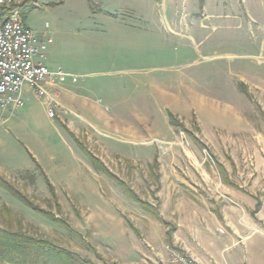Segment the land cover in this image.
<instances>
[{"label": "rangeland", "instance_id": "374dc122", "mask_svg": "<svg viewBox=\"0 0 264 264\" xmlns=\"http://www.w3.org/2000/svg\"><path fill=\"white\" fill-rule=\"evenodd\" d=\"M14 9L51 40L42 61L76 80L48 84L44 97L26 88L24 107L0 110V175L39 209L0 184L1 227L49 240L77 264H200L189 247L231 231L212 214L245 227L241 209L257 220L264 0H19Z\"/></svg>", "mask_w": 264, "mask_h": 264}, {"label": "built area", "instance_id": "2783aa9c", "mask_svg": "<svg viewBox=\"0 0 264 264\" xmlns=\"http://www.w3.org/2000/svg\"><path fill=\"white\" fill-rule=\"evenodd\" d=\"M19 0H0V110L25 106L24 91L38 97L48 94V84L63 83L76 77L63 70H53L42 60L50 39H42L27 26L12 7ZM54 116V112H50Z\"/></svg>", "mask_w": 264, "mask_h": 264}, {"label": "crops", "instance_id": "0c3cea01", "mask_svg": "<svg viewBox=\"0 0 264 264\" xmlns=\"http://www.w3.org/2000/svg\"><path fill=\"white\" fill-rule=\"evenodd\" d=\"M198 211H195L196 214ZM236 213L243 217L246 226L240 225L236 221H229L227 212L221 211V219L218 215L212 214L210 217L214 227L221 225L229 227L230 232L220 235L219 240L214 242H200L201 248L194 247L192 255L196 262L200 264H264V206L257 214V220L250 222L249 217L241 209ZM198 222V217H194ZM209 257L213 260H209Z\"/></svg>", "mask_w": 264, "mask_h": 264}, {"label": "trees", "instance_id": "16d2710c", "mask_svg": "<svg viewBox=\"0 0 264 264\" xmlns=\"http://www.w3.org/2000/svg\"><path fill=\"white\" fill-rule=\"evenodd\" d=\"M14 5L12 9L15 7ZM172 121H174L173 115ZM95 166L105 174L113 177L105 164L98 158L92 155ZM125 192L133 199L138 200L130 188L120 182ZM0 184L7 187L10 191L24 201L28 206L37 209L32 201L24 194L16 191L9 182L0 175ZM261 204L258 203L257 210ZM8 207H4V211L12 214ZM39 210V209H37ZM42 212V211H41ZM45 213V212H42ZM221 216V215H220ZM52 217V216H51ZM77 264L73 253L67 249L57 247L49 240L38 238L27 234L20 230H14L9 227L0 226V264Z\"/></svg>", "mask_w": 264, "mask_h": 264}]
</instances>
